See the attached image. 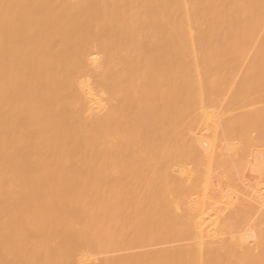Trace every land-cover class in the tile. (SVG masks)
I'll return each instance as SVG.
<instances>
[{"label":"bare ground","instance_id":"1","mask_svg":"<svg viewBox=\"0 0 264 264\" xmlns=\"http://www.w3.org/2000/svg\"><path fill=\"white\" fill-rule=\"evenodd\" d=\"M0 264H264V0H0Z\"/></svg>","mask_w":264,"mask_h":264}]
</instances>
